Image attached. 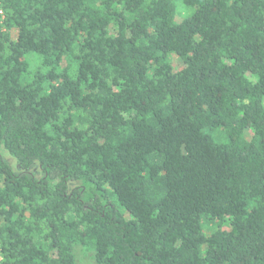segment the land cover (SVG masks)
<instances>
[{
    "label": "trees",
    "instance_id": "trees-1",
    "mask_svg": "<svg viewBox=\"0 0 264 264\" xmlns=\"http://www.w3.org/2000/svg\"><path fill=\"white\" fill-rule=\"evenodd\" d=\"M78 246L264 264V0H0V264Z\"/></svg>",
    "mask_w": 264,
    "mask_h": 264
},
{
    "label": "rangeland",
    "instance_id": "rangeland-1",
    "mask_svg": "<svg viewBox=\"0 0 264 264\" xmlns=\"http://www.w3.org/2000/svg\"><path fill=\"white\" fill-rule=\"evenodd\" d=\"M173 63L176 68H180L182 66V62L179 61L175 56L173 57ZM33 66H30V70L33 69ZM10 162H12V159L10 157H7ZM76 254V260L77 264H96L92 258V253L90 251H87L83 249V247H76L75 249Z\"/></svg>",
    "mask_w": 264,
    "mask_h": 264
}]
</instances>
